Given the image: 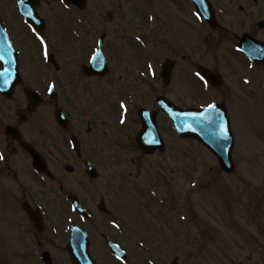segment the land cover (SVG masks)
<instances>
[{
  "label": "flooded vegetation",
  "instance_id": "1",
  "mask_svg": "<svg viewBox=\"0 0 264 264\" xmlns=\"http://www.w3.org/2000/svg\"><path fill=\"white\" fill-rule=\"evenodd\" d=\"M18 1L9 21L0 17L5 28L0 50L17 68L10 92L0 91V153L4 156L0 159V264H72L70 254L80 252L78 243L71 242L77 230L86 233L88 252L96 264L100 257L126 264L128 259L119 262L107 243L129 254L131 241L142 239L146 232L143 221L134 222L141 219L133 215L135 207L155 202L152 194L148 197L147 186L162 192L164 187L171 191L178 187L173 178L178 169L168 165L172 178H164L159 167L170 162L169 154H146L138 146L143 130L139 112H149L148 135L156 128L165 147L172 140L176 164L180 156H189L176 148L180 138L161 104H170L175 112H191L188 139H233V150L239 139L236 129L241 128L235 119L259 109L264 117V0H168L161 3L164 8L159 13L142 10L145 22L137 24L139 36L132 39L134 60L110 44L107 72L98 70L99 64L92 65L100 38L105 52L104 37L97 39L96 46L91 34L81 38L80 28L90 22L85 1L28 0L25 7L36 12L37 24L19 14ZM151 15L156 23L147 32V24L155 22ZM33 28L44 37L43 43ZM148 42L163 56L156 68L148 59ZM120 53L129 57L127 62L115 56ZM197 72L208 80L207 87ZM178 81L188 86L186 94L176 87ZM209 104L216 107L209 109ZM204 110V115L196 116ZM41 112L47 123L54 124L59 138L28 134L26 129L44 118ZM55 112L62 115V128ZM246 122L247 139H264V124ZM99 127H106L102 131L106 139L94 135ZM147 156L159 159L152 165L160 168L156 174L160 178L151 184L142 176ZM161 202L165 210L145 212L151 221L145 222V229L166 243L179 226L171 216L174 201L166 196ZM136 249L141 250L137 245Z\"/></svg>",
  "mask_w": 264,
  "mask_h": 264
},
{
  "label": "rangeland",
  "instance_id": "2",
  "mask_svg": "<svg viewBox=\"0 0 264 264\" xmlns=\"http://www.w3.org/2000/svg\"><path fill=\"white\" fill-rule=\"evenodd\" d=\"M167 1L86 0L85 14L90 22H85L83 29L80 28L81 38L83 35L88 39V35L91 34V40L96 46L97 39L103 36L104 54L109 64L110 44L123 50L122 53L129 54L133 61L135 49L132 39L139 36V32L136 31L137 24L145 22L141 11L150 10L159 13L160 9L164 8L161 3ZM15 7V0H0V17L9 21L14 14L12 9ZM150 19H155V22L147 24V32H150L152 24L154 23L155 27L156 23L155 15H151ZM147 46L150 65L156 68L163 56L156 47L154 48V44L148 42ZM115 56L120 57L121 53ZM129 57L123 56L122 61L127 62ZM148 82L154 83V80L150 79ZM176 84L184 94L189 91L187 85L179 81ZM40 114L44 118L37 121V125L33 128L26 129L28 134L59 138L60 135L54 124L45 121L43 112ZM249 120L255 125H263L262 110H257L253 115L247 114L244 119H235V125L241 128L235 127V134L239 139H236L232 150L235 170L231 174L222 172L215 157L198 142L190 139L178 141L176 148L189 157L180 156L179 163L176 164V160H173L176 150L173 149V142L169 139L163 152L169 154L170 162L167 159L169 163L159 167L164 178H172L167 171L168 165L178 169L173 177L178 187L173 191L164 187L162 192L160 189H149L147 186L148 197L152 194L153 198L151 196L149 198L155 202L145 203L144 208L135 207L138 210L136 213L133 212V215L141 219H136L134 222L143 221V230L146 232L142 235V239L131 241L132 248L128 251L127 264H159L160 261L163 264H170L174 258H177L176 264H264V139L246 138L249 134L245 129L249 127L246 121ZM124 124L120 126L123 127ZM103 128L106 127H99L94 135L106 139L102 134ZM108 134L112 137L109 129ZM121 141L125 142V139ZM155 162H159L157 156L146 157V167L142 171V176L147 179L145 181L147 184L155 183L160 178L156 177L160 168L152 165ZM187 164H189L188 168ZM99 169L104 173L105 166L100 164ZM137 179L141 181L142 177L138 176ZM166 196L174 201L171 216H175L179 228L176 234L171 235L164 241L166 243H163L156 234L145 229L147 223L151 222L145 212L157 210L161 212L165 206V202L161 200ZM136 245L141 250L136 249ZM98 264H112V262L106 257H100Z\"/></svg>",
  "mask_w": 264,
  "mask_h": 264
},
{
  "label": "water",
  "instance_id": "3",
  "mask_svg": "<svg viewBox=\"0 0 264 264\" xmlns=\"http://www.w3.org/2000/svg\"><path fill=\"white\" fill-rule=\"evenodd\" d=\"M65 2H77L79 0H64ZM26 2H29L28 0H23V2H19L18 4V9L19 12L32 24H36V14L35 12H29L28 10H26L25 4ZM81 2H84V0H81ZM31 14V15H30ZM0 32L3 33L1 27H0ZM4 34V33H3ZM2 51V50H0ZM98 57V56H97ZM0 73H4L5 70H8L12 73L10 79V82L8 84H5V77L0 75V91L5 92V90L8 88L9 91H7L5 94H7L8 92H10V89L14 86V83L16 82V76H15V72H16V65L11 62V61H7L6 58L4 57V60L0 61ZM15 66V67H14ZM164 108V107H163ZM165 111L167 112L168 116L174 121L175 123V129L177 131V133L180 136H184V137H188L190 136V131H189V126H188V121H189V116L190 114L188 112H174L171 108H164ZM55 118L58 122H60V116L58 115V113H55ZM144 120V118H143ZM143 126L144 128H146V124L143 122ZM147 134L148 133H144ZM144 138V135L141 136V139ZM149 140H152L151 138ZM199 142H201L203 145L205 146H213L215 143H217L218 139H197ZM221 142L223 141V139H219ZM141 146L143 147H147L148 143L147 142H143L140 141ZM224 145H226L225 143H222ZM152 146V148H156L158 145L156 144H152L150 145ZM151 149V148H150ZM151 149V150H153ZM218 149V148H215ZM214 150V149H213ZM230 151H231V139L228 140L227 145L225 146V148L220 149V150H214V152H216V156L217 159L219 161V163L221 164L222 168L227 170V172H231L232 171V162H231V156H230ZM35 166H39V164L35 163ZM40 167V166H39ZM37 168V167H36ZM78 208V206H77ZM82 239H84L83 244H82V252H80L79 254H72V260L74 264H93L92 260L90 259L89 255L87 254V249H86V242H85V236L80 234ZM73 242H76V236L73 235ZM79 241V238L77 239ZM115 251L116 248H115ZM175 264V262H174Z\"/></svg>",
  "mask_w": 264,
  "mask_h": 264
},
{
  "label": "snow or ice",
  "instance_id": "4",
  "mask_svg": "<svg viewBox=\"0 0 264 264\" xmlns=\"http://www.w3.org/2000/svg\"><path fill=\"white\" fill-rule=\"evenodd\" d=\"M21 2H23V0H21ZM30 15H31V14H30ZM33 32H36L37 36L39 37V39H40L41 42L43 43V42H44V37L41 36V35L39 34V32H37V30H36L35 28H33ZM10 47H11V46L9 45V48H10ZM6 54H7V53H4L3 51H0V61L4 60V56H5ZM47 55H48V52H47V44H45V56L47 57ZM0 75H2V76L5 77V81H4L5 84H8V83L10 82V79H9V78H10L11 75H12V73H11L10 71L5 70V72H4V73H0ZM196 75H197L202 81H204V85L207 87V86H208V80H207L203 75H201V73H199V72H197ZM245 82H248V81H245ZM53 87H54V86H53ZM51 90H52V88L49 89V91H51ZM208 107H209V109H214L216 106H215V104H209ZM192 115L195 116V114H192ZM123 122H124V121L122 120L121 123H123ZM222 131L225 133V135L227 134V132H228V127H227L226 124L222 126ZM3 158H4L3 154L0 153V159H3Z\"/></svg>",
  "mask_w": 264,
  "mask_h": 264
}]
</instances>
